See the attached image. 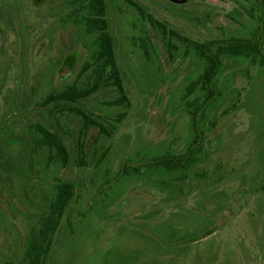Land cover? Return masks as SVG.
<instances>
[{
  "label": "rangeland",
  "instance_id": "374dc122",
  "mask_svg": "<svg viewBox=\"0 0 264 264\" xmlns=\"http://www.w3.org/2000/svg\"><path fill=\"white\" fill-rule=\"evenodd\" d=\"M106 2L129 105L105 76L86 97L54 98L95 82L96 65L85 68L99 51L90 8L0 0V264L23 259L63 183L74 195L45 264H264L262 53H222L204 88L209 61L196 45L264 53V0ZM69 55L77 65L64 78ZM78 110L111 134L95 124L81 137ZM189 152V165H157Z\"/></svg>",
  "mask_w": 264,
  "mask_h": 264
},
{
  "label": "trees",
  "instance_id": "16d2710c",
  "mask_svg": "<svg viewBox=\"0 0 264 264\" xmlns=\"http://www.w3.org/2000/svg\"><path fill=\"white\" fill-rule=\"evenodd\" d=\"M73 2H81L84 4L81 8H90V16L87 19L89 30L92 32H97L99 30V51L97 53V57L95 56L94 61L88 62L85 68H91L94 65L96 72V79L94 84L79 89L74 87L68 88L67 90L62 91L59 95L54 98L57 99H71L78 100L82 97H86L92 93H94L97 89H99L102 85L103 76H105V84L107 86H114L115 90L120 94V100L122 104L128 100V97L125 93V89L122 82L121 73L119 67L116 63L115 59V50H114V41L109 32V22L105 17V13L107 10V2L106 0H73ZM135 6L140 10V12L146 16L144 9L136 3ZM151 23L161 30L165 34L174 35L181 40H189L184 38L180 34H178L173 29H169L165 23H162L152 16L148 15ZM198 47L201 49V53L208 59V67L206 68L205 73L201 77V81L204 85V88H207V82L210 80L212 76H214L218 71V66L220 64L219 56L222 53L229 54H246L250 55L254 51L261 52L264 64V53L262 49L257 45H243L240 42L231 43L229 46H219L216 50L215 54L207 53L204 51L205 47L208 45L204 43H196ZM76 60V57H73V61ZM214 91L208 89L207 100L214 96ZM126 105H129V100ZM78 113L81 114L84 120L82 136L83 137L91 125L97 124L100 128V132L106 135H110L111 131L107 125L102 123H96L90 116H88L85 112L78 110ZM125 116V113L120 114V116L116 119L117 122H120ZM115 128V125H112ZM49 135L48 143L50 145H55L58 153L63 157V160L66 162L67 151L64 144L57 139L55 134L51 132H47ZM196 161L195 152H189L182 159L180 158H171L166 157L158 161L157 165L164 166L166 169H174L183 166V163H187L188 165ZM73 184L71 183H63L57 187L56 194L54 199L50 205V211L46 218L43 220L42 224L38 229H36L35 235L32 236L30 244L25 252L23 259L17 264H45L47 256L51 250L52 246V238L55 234L57 227L60 223V220L64 214L66 207L71 201L74 191ZM206 237V235L202 236ZM13 264V263H12Z\"/></svg>",
  "mask_w": 264,
  "mask_h": 264
},
{
  "label": "flooded vegetation",
  "instance_id": "af4514ba",
  "mask_svg": "<svg viewBox=\"0 0 264 264\" xmlns=\"http://www.w3.org/2000/svg\"><path fill=\"white\" fill-rule=\"evenodd\" d=\"M173 2L178 3L176 1H173ZM3 33H4V31H3ZM1 36H3V34H1L0 37ZM73 57H75V56L69 55L68 56V60L65 62V67L63 68V73H61L62 75L64 74L63 75L64 78H67V76L69 75V73H71L75 69V67L77 65V59L75 61H73ZM69 62L71 63L70 66H68V63ZM65 71H67V72H65Z\"/></svg>",
  "mask_w": 264,
  "mask_h": 264
},
{
  "label": "water",
  "instance_id": "95a60500",
  "mask_svg": "<svg viewBox=\"0 0 264 264\" xmlns=\"http://www.w3.org/2000/svg\"><path fill=\"white\" fill-rule=\"evenodd\" d=\"M172 1H176V2H178V3H184V2H186L187 0H172ZM71 65V63L69 62L68 63V66H70ZM201 238V237H200ZM196 239V238H195ZM193 240V241H196V240Z\"/></svg>",
  "mask_w": 264,
  "mask_h": 264
}]
</instances>
